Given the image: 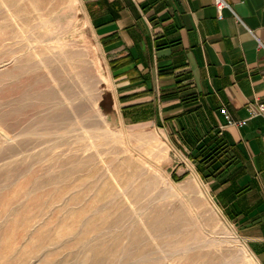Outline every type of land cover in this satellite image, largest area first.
<instances>
[{
    "label": "rangeland",
    "instance_id": "rangeland-1",
    "mask_svg": "<svg viewBox=\"0 0 264 264\" xmlns=\"http://www.w3.org/2000/svg\"><path fill=\"white\" fill-rule=\"evenodd\" d=\"M105 66L81 0H0V264H260Z\"/></svg>",
    "mask_w": 264,
    "mask_h": 264
},
{
    "label": "crops",
    "instance_id": "crops-1",
    "mask_svg": "<svg viewBox=\"0 0 264 264\" xmlns=\"http://www.w3.org/2000/svg\"><path fill=\"white\" fill-rule=\"evenodd\" d=\"M81 0L106 63L110 105L126 124L150 123L195 169L218 146L223 172L206 184L264 264V0ZM241 127L227 125L221 109ZM168 140V141H169ZM200 167V166H199Z\"/></svg>",
    "mask_w": 264,
    "mask_h": 264
},
{
    "label": "built area",
    "instance_id": "built-area-1",
    "mask_svg": "<svg viewBox=\"0 0 264 264\" xmlns=\"http://www.w3.org/2000/svg\"><path fill=\"white\" fill-rule=\"evenodd\" d=\"M213 5L217 11L218 19L222 18L221 11L223 9H228L231 13H233L230 5H228L224 0H214ZM246 111L249 117H261L264 120V99H254L252 102H249L246 105ZM221 112L227 125L241 127L244 124V120H232L224 108L221 109Z\"/></svg>",
    "mask_w": 264,
    "mask_h": 264
},
{
    "label": "trees",
    "instance_id": "trees-1",
    "mask_svg": "<svg viewBox=\"0 0 264 264\" xmlns=\"http://www.w3.org/2000/svg\"><path fill=\"white\" fill-rule=\"evenodd\" d=\"M220 149L218 146L206 149L200 147L198 149V154L193 157L195 160H198V171L202 175L204 180H207L209 177H214L223 172L219 167L215 166L216 160L220 158ZM200 166V167H199Z\"/></svg>",
    "mask_w": 264,
    "mask_h": 264
}]
</instances>
